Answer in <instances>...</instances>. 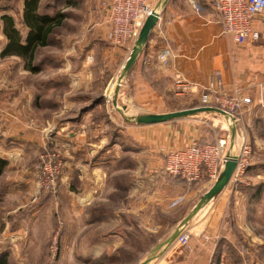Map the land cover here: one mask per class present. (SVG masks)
<instances>
[{"label":"crops","instance_id":"obj_1","mask_svg":"<svg viewBox=\"0 0 264 264\" xmlns=\"http://www.w3.org/2000/svg\"><path fill=\"white\" fill-rule=\"evenodd\" d=\"M87 1L96 8L88 27L92 49L87 56L106 55L112 62L128 58L127 46L112 44L107 39L110 24L109 12L102 6L104 0ZM161 1L147 0V4L154 10ZM157 10L159 19L133 66L142 86L161 97L164 93L158 89L164 78L167 89L180 103L189 106L187 108L201 105L205 88L218 80L224 83L227 92L249 97L250 102L244 104L238 121L224 116L233 122L231 128H235L227 152L239 156L244 143L248 142L251 154L243 181L231 179L187 223L186 229L191 233L188 246H179L176 238L170 240L180 227L179 222L172 234L154 245L153 254L140 262L150 258L148 264H225L229 261V247H236L238 242L264 245V239L257 233L264 228L260 222L264 215V12L253 18V27L261 33V38L238 43L231 35L223 33L214 0H168ZM3 13L0 12V17ZM0 35L3 38L2 27ZM3 46L1 41L0 57ZM167 51L168 60L162 62L159 56ZM61 67L62 71L70 72L74 66ZM75 67L76 78H62L56 83L91 92L99 79L93 73V68L98 66ZM3 68L0 66V199L13 201L18 207L27 202L35 190L36 152L44 147L46 139L34 121V90L26 96L6 94L5 84L12 83L11 88L15 85L7 76L15 70L8 72ZM83 122L76 120L72 126L66 125L58 131V135L64 131L60 140L65 144L72 142L73 131H78L75 136L78 146L65 158L60 184L69 189L71 181L74 183V188L65 191L74 200L79 237L90 226L92 231H108L98 238L122 239L125 246H131V231L141 233L166 227L159 219L158 210L170 212L187 207L184 212L187 215L214 184L202 180L188 182L165 173L161 148H184L192 140L162 137L166 134L165 129L158 126L162 123L136 124L133 128L122 126L121 134L113 140L109 127L85 129ZM88 131L89 136L85 137ZM108 241L93 242V252H86L83 260L89 259L86 257L91 254L103 253L110 245Z\"/></svg>","mask_w":264,"mask_h":264},{"label":"rangeland","instance_id":"obj_2","mask_svg":"<svg viewBox=\"0 0 264 264\" xmlns=\"http://www.w3.org/2000/svg\"><path fill=\"white\" fill-rule=\"evenodd\" d=\"M108 1L104 0L102 6L109 11ZM89 3L90 1L87 0H43V11L50 13L61 11L67 14V18L63 25L52 34L50 43L38 49L35 61V65L40 68L38 72H31L26 69L24 61L18 56L3 57L1 55L0 57V66H4V71H12V68L15 70L14 73L7 76L8 80L15 81V85L11 88L12 83H6V94L26 96L28 92L31 95V91L34 90L36 96L34 121L37 129L43 131L46 139L44 147L36 152V185L28 201L21 205L18 204L17 207L13 201L0 199V254L8 253L10 264H137L145 259L144 257L153 254L154 245L160 239L172 234L177 223L182 222L187 216L184 213L187 211V207L170 212L158 210L159 219L163 223L165 222L164 227H166L158 231L148 230L147 232L141 231V233L139 230L131 231L133 244L131 246H125L122 239L109 240L108 236L98 238V235L106 234L108 231H92L90 226L82 234L80 233V237L77 236L73 212L74 200L65 191L74 188V183L71 181L68 186L69 189H66L60 184V179L66 156L71 155L72 151L75 152V148L78 146L75 137L78 135V131H73L75 135L71 136L72 142L69 141L68 144L60 140L64 131L59 135L58 131L66 125L72 126L76 120H84L85 129L94 128L95 130L97 128L101 130L99 126L102 128L104 126H106L105 128L109 127L110 137L116 140L121 134L122 126L133 128L137 124L135 121L126 118L132 119L137 114L151 113L152 111L163 113L189 107L180 103L179 98L167 89V80L164 78L160 82L161 88L158 89L164 95L161 96L157 90L161 96L157 97L153 90L150 89L149 91L145 86H142L137 72L133 71V67L122 78L116 104H114L115 90L128 58L112 62L111 57L106 55L87 56V52L89 53L92 49V41L89 42L87 36L88 27H91V18L96 10L94 6H89ZM23 6L24 0H0V12L12 14L17 26L22 30L23 35H26L27 30L21 22ZM108 22L110 24L109 14ZM2 26L3 22L0 20V29ZM108 35L109 32L107 39L111 42ZM1 41L5 46V35L3 38L0 35V44ZM134 44L124 45L129 48V53H131ZM129 53L127 56L130 55ZM84 62L86 63L84 64ZM61 66L74 67L69 72L62 71ZM75 66H98L93 68V73L94 77L96 75L99 79L91 92L79 91L69 85L56 83L62 78L63 80H70L74 79L75 76L77 77ZM87 72L90 73L89 70ZM199 105L194 104L192 107ZM150 107H154L156 110H150ZM242 109L244 108L242 107ZM242 109L235 114V120L238 121ZM31 110L30 106L29 111L31 112ZM81 115H86V117L82 119ZM231 123L233 124L223 114L202 112L158 126L165 129L164 133L166 134H163L162 137H174V139L177 138L182 141L188 138L202 143H215L221 138H226L225 150L227 151L231 137ZM89 133L90 131L84 136L88 137ZM99 134L102 135V131ZM50 139L51 143L48 142ZM170 150L171 148H161L165 163L166 154ZM47 153H56L62 162V167L51 190H43L39 187L38 181L42 156ZM74 155L72 156L75 157ZM166 174L169 175L170 173L167 172ZM202 181L210 182L207 179ZM211 182L214 183V181ZM260 222L264 224V215ZM183 228L191 236L189 229H186V226ZM257 233L263 240L264 228ZM95 241H108L110 245L102 251L103 253L91 254L86 257L89 259L83 260L86 252H93L91 244ZM246 245L238 242L236 247L230 246L229 261L225 264H264V245L262 243L259 246L248 243Z\"/></svg>","mask_w":264,"mask_h":264},{"label":"built area","instance_id":"obj_3","mask_svg":"<svg viewBox=\"0 0 264 264\" xmlns=\"http://www.w3.org/2000/svg\"><path fill=\"white\" fill-rule=\"evenodd\" d=\"M107 4L111 24L108 38L117 45L135 43L146 18L153 12L147 0H109ZM214 6L221 16L223 33L231 35L238 43L257 41L261 38V33L253 27V18L264 12V0H214ZM168 53L167 51L160 54L162 62H167ZM249 102L250 98L247 96L227 92L224 83L219 80L205 88L201 94V105L221 108L226 112L225 116L233 121L235 114ZM226 146V138H221L215 143L194 140L184 148L170 150L166 154L165 169L188 182L203 179L215 182L228 160ZM250 153L251 145L244 143L232 177L235 181H243ZM40 167L39 187L51 190L62 167L61 159L56 153H47L42 156ZM184 229L182 228L176 237L179 246L189 245L190 235Z\"/></svg>","mask_w":264,"mask_h":264},{"label":"trees","instance_id":"obj_4","mask_svg":"<svg viewBox=\"0 0 264 264\" xmlns=\"http://www.w3.org/2000/svg\"><path fill=\"white\" fill-rule=\"evenodd\" d=\"M42 5L43 0H24L21 22L27 30L26 35H23L12 14L5 12L0 17L6 37L1 55L20 57L25 68L31 72H38L40 69L35 65L38 49L50 43L52 34L67 18V14L61 11H43ZM0 264H10L8 253L0 254Z\"/></svg>","mask_w":264,"mask_h":264},{"label":"water","instance_id":"obj_5","mask_svg":"<svg viewBox=\"0 0 264 264\" xmlns=\"http://www.w3.org/2000/svg\"><path fill=\"white\" fill-rule=\"evenodd\" d=\"M167 1L168 0H162L158 8L164 6ZM157 9H154L153 12L146 18L140 30L139 36L132 48V51L127 61L124 64L123 71L119 79V83L115 90L114 104H116V97H117V93L119 92V88L121 86L122 78L131 71L138 56L140 55L144 46L146 45L149 36L151 34V31L153 30L154 26L156 25L159 19L160 13ZM202 112H217L223 115H227L226 112L221 108L214 106L200 105L196 107L185 108L181 110H175V111L163 112V113H141L135 115L132 119L129 118L126 119L133 120L140 125H151V124L165 123L177 119L191 117ZM231 132H232V137L234 138L235 136L234 127L231 128ZM238 161H239L238 155H232L229 153L228 160L226 161L223 171L219 176V178L214 182L213 186L201 197V199L197 202V204L182 220L180 227L177 228V230L172 234L170 240L173 241L178 236L181 229L187 225V223L195 216V214L202 208V206L206 204L211 198L217 196L230 183L233 174L235 172V169L237 167ZM150 260H151L150 258H147L146 260L139 262L137 264H148Z\"/></svg>","mask_w":264,"mask_h":264}]
</instances>
